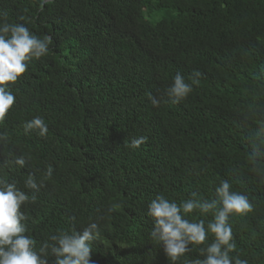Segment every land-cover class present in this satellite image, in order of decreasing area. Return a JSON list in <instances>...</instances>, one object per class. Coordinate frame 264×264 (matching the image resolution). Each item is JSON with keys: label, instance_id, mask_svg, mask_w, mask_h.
I'll use <instances>...</instances> for the list:
<instances>
[{"label": "trees", "instance_id": "1", "mask_svg": "<svg viewBox=\"0 0 264 264\" xmlns=\"http://www.w3.org/2000/svg\"><path fill=\"white\" fill-rule=\"evenodd\" d=\"M0 13L52 38L10 86L16 101L0 120V177L36 196L21 210L37 248L95 221L94 264H170L150 237L149 202L162 194L179 204L192 192L211 200L228 180L252 204L230 215V256L264 264V0H51L43 10L40 0H0ZM194 70L199 85L170 103L174 75L191 82ZM35 116L45 137L24 132ZM140 136L139 148L125 146ZM20 155L30 157L23 167ZM30 173L39 191L24 187ZM187 218L207 226L213 214ZM213 239L178 264L203 259Z\"/></svg>", "mask_w": 264, "mask_h": 264}, {"label": "clouds", "instance_id": "2", "mask_svg": "<svg viewBox=\"0 0 264 264\" xmlns=\"http://www.w3.org/2000/svg\"><path fill=\"white\" fill-rule=\"evenodd\" d=\"M51 0H40L43 5ZM52 43L50 36L38 37L24 23L9 22L5 13H0V120L14 105L16 96L11 85L27 71L28 62L39 59L49 52ZM201 72L194 70L186 82L184 76L177 72L170 86L165 90L169 102L179 104L199 85ZM153 106H159L160 99L150 94ZM37 130L38 135L45 137L48 125L43 117L35 116L24 124L26 134ZM7 139L0 133V142ZM147 137L133 138L126 147L137 149L146 143ZM30 157L17 156L14 163L21 167L28 163ZM53 167L47 168L46 176L50 178ZM43 181L38 183L34 174L30 173L24 180V187L39 191ZM36 196L22 191L16 181L0 177V264H49L48 258L55 257L53 264H94L92 260V242L100 234L99 225L93 221L82 230H59L51 235L37 248L36 240L28 234L26 221L28 216L22 211V205L35 203ZM119 204H112L109 211H116ZM252 210L247 195L231 190L228 180H221L215 189V198L202 199L196 192L191 198L180 202L171 201L164 195H157L147 206V215L154 221L150 232L152 241L163 246L170 264H178L191 246L202 245L208 233L214 239L205 247L200 248L203 259L185 261V264H248L239 256H230L236 249L233 230L229 224L230 215H244ZM198 211L202 214H213V219L189 220L187 215Z\"/></svg>", "mask_w": 264, "mask_h": 264}]
</instances>
